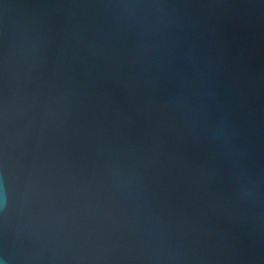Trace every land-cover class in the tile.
Here are the masks:
<instances>
[{
    "label": "water",
    "instance_id": "95a60500",
    "mask_svg": "<svg viewBox=\"0 0 264 264\" xmlns=\"http://www.w3.org/2000/svg\"><path fill=\"white\" fill-rule=\"evenodd\" d=\"M0 264H264V0H0Z\"/></svg>",
    "mask_w": 264,
    "mask_h": 264
}]
</instances>
